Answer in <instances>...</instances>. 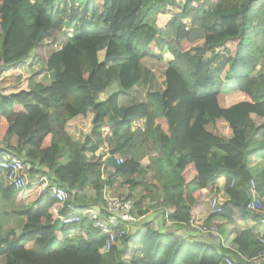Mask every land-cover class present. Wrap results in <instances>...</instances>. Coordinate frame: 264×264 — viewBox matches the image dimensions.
<instances>
[{"label":"trees","instance_id":"trees-1","mask_svg":"<svg viewBox=\"0 0 264 264\" xmlns=\"http://www.w3.org/2000/svg\"><path fill=\"white\" fill-rule=\"evenodd\" d=\"M166 1L0 0V159L19 158L33 177L23 190L0 189L6 264H227L262 249L254 227L238 224L260 218L246 209L251 180L264 200V74H255L264 55V0H170L178 13L161 30L156 20ZM62 2L66 42L40 65L36 49ZM164 52L163 89L144 100L127 95L120 106L142 85V61ZM112 84L117 90L102 99ZM251 115L263 120L258 141L241 129ZM218 178L225 199L220 213L209 212L219 224L208 225L202 212L209 193L219 195ZM53 187L70 195L63 207ZM104 187L132 199L140 216L160 191L161 221L145 218L106 250L87 212L102 205ZM70 216L79 222L64 225ZM202 227L217 228L219 238ZM130 244L139 261L129 258Z\"/></svg>","mask_w":264,"mask_h":264},{"label":"built area","instance_id":"built-area-1","mask_svg":"<svg viewBox=\"0 0 264 264\" xmlns=\"http://www.w3.org/2000/svg\"><path fill=\"white\" fill-rule=\"evenodd\" d=\"M118 163H122V159H118ZM24 168V164L19 158L6 154L0 159V171L3 173L7 183L17 190H23V188L31 182L24 172ZM49 192L52 194L54 200L62 207L70 200V195L64 189L53 187L49 189ZM248 193L250 197L246 203V209L250 212L261 214L258 225L262 226H260L262 232L259 233V243L262 249L257 256L246 259L244 263L228 260L227 264H262L264 262V202L256 191L254 180L250 181ZM102 201V205L90 207L87 212L91 217L92 226L106 237L105 248L109 250L114 242L131 233L132 226L138 224L142 216L137 215L132 199L122 195L110 194L106 187H104L102 192ZM220 205V196L216 195L209 200V211L212 214L220 213ZM61 221L64 225H70L78 223L79 217H63ZM121 224L123 225L122 227H120ZM199 231L208 233L212 237L219 238L218 230L215 227H202Z\"/></svg>","mask_w":264,"mask_h":264},{"label":"rangeland","instance_id":"rangeland-1","mask_svg":"<svg viewBox=\"0 0 264 264\" xmlns=\"http://www.w3.org/2000/svg\"><path fill=\"white\" fill-rule=\"evenodd\" d=\"M182 1L183 0H177L176 2L178 3V2H182ZM81 5L82 4H80L78 9H76L77 14H80L82 11ZM171 5L172 4H171L170 0L160 4V12L157 16L156 25L161 30L164 29V27L169 22L171 17L178 13L177 9H174ZM67 9H68L67 2H62L61 6L56 7V9L54 11L55 26L53 28H51L50 30H48L44 34V37L40 43V46L36 49V52H37L39 59L41 61L40 65H43V63L46 62V59L48 58L50 53L60 50L61 47L66 42V34H63V33L65 31H66V33H68V29L66 28L67 24L65 23V20L68 19V16H66V12H63V11L67 10ZM78 24H79V22H78ZM155 54L157 56H160V53H158V51L154 50V55ZM161 56H162V58H160V59H158V58L156 59V57L151 56L152 58H147V59H144L142 61L143 65H145L146 67H149L150 69H146L145 67L140 65V69L142 71V78H143L142 85L139 88L134 86L135 88L133 87V89L130 92H132V94H139L141 96L142 100H144L145 92H148V91L149 92H157V91H161L163 88V72L165 70V67H166L169 59H170V55L168 53L164 52ZM220 57L223 60L227 59L223 55H221ZM100 58H101V56H100ZM255 74H256V76L264 74V55H263L261 62L255 67ZM41 77H42V75L36 77V79L38 81H40ZM108 90H109V92L114 91V90L116 91L117 87H116V85L112 84L110 89L108 88L103 95H106L107 93H109ZM262 122H263V120L261 118H258V117L253 115V118L247 120V122H245L241 125V129L244 131V133L248 137H253L255 139V141H258L260 136H261V134L258 131V127L262 124ZM218 127H219L220 132L223 135H225L226 137H228L230 135V131L228 130L229 128L225 122L219 121ZM249 160H250V165L255 164V162L252 159H249ZM26 174H27L29 179L33 178V177L31 178V176L28 173H26ZM158 192H160V191H158ZM197 193H198V191H195L196 195H197ZM160 194H161V192H160ZM161 196H162V194H161ZM215 196H216L215 193H213V192L209 193V195L207 197V202H206L207 210H210L209 206H208L209 200ZM224 197L225 196L220 195V201L221 202H222V200H224L223 199ZM161 203H162V200H161ZM143 205L145 206L146 204L144 203ZM148 207L152 208V206H148ZM146 213H148V210ZM148 217L149 216H146L147 220H149ZM215 220L217 222L220 221L218 219V217H216ZM0 264H6L5 261L3 260V258L0 259Z\"/></svg>","mask_w":264,"mask_h":264},{"label":"crops","instance_id":"crops-1","mask_svg":"<svg viewBox=\"0 0 264 264\" xmlns=\"http://www.w3.org/2000/svg\"><path fill=\"white\" fill-rule=\"evenodd\" d=\"M79 6V5H78ZM53 22H54V26H55V21H54V19H53ZM74 22H76V24H78V22H79V14H77L76 13V15H75V17H74ZM53 26V27H54ZM52 27V28H53ZM76 34H81V31H80V28L78 27V25H77V27H76ZM40 46V44L38 45V47ZM51 54V53H50ZM116 63V61H108V62H106L105 63V65L106 66H111V65H114ZM143 67H145L146 69H150L149 67H146L145 65H142ZM148 75V74H147ZM115 85V84H114ZM111 87V86H110ZM110 87H109V89H110ZM135 88V87H134ZM133 89V88H132ZM131 89V90H132ZM163 89V88H162ZM130 90V91H131ZM129 91V92H130ZM108 92H109V90H108ZM115 92V90L114 91H111V92H109V93H107L104 97H102L103 99L105 98V97H107L108 95H110V94H112V93H114ZM127 93L126 95H124V96H122L121 98H120V100H119V104H120V106H126L127 105V102H126V100H125V97L127 96V95H132V92H130V93ZM251 118H253V115L252 116H250L249 117V119H251ZM248 119V120H249ZM247 122V121H246ZM245 123V122H244ZM52 127H53V132L55 133V134H58L59 132H60V130H59V126H58V124H56V123H52ZM57 127V128H56ZM225 130V129H224ZM229 130V129H228ZM59 131V132H58ZM142 164L143 165H146L147 164V160H144L143 162H142ZM32 178V177H31ZM33 181V180H32ZM46 183H47V181H45ZM9 184L7 183V181L5 180V178H4V175H3V173L0 171V189H5L7 186H8ZM215 185L217 186V188L219 189V191H218V194H220V195H222V196H224L223 195V185H224V179L223 178H218L217 180H216V182H215ZM213 193H214V191H212ZM211 192V193H212ZM223 199H225V197L223 198ZM161 200H162V196H161V194H160V192H155V193H153L151 196H150V198H148L146 201H145V207L144 208H147V210H148V213H145V215H143V217H142V220H144L145 218H146V216H149L148 218H149V220H147V221H153L156 225L161 221L160 220V217H161V214H160V212L162 211V203H161ZM223 201V200H222ZM206 202H207V200H206ZM148 206H152V208H150V207H148ZM35 210V207L34 208H32V212ZM210 211L209 210H207V208H203V212H202V218H201V221L203 222H205L206 224H208V225H218L219 224V221L217 222L215 219H211V217L212 216H209V213ZM167 213V212H166ZM141 220V221H142ZM146 220V219H145ZM153 224V223H152ZM154 225V224H153ZM164 225H165V227H169V225H171L170 224V222L167 220V219H165V223H164ZM240 227H243V228H250V227H254V230L256 231V232H261V227L257 224V222H254L253 220H248L247 221V223H244V222H240L239 224H238ZM195 229H197V228H195ZM230 228H228L227 226L225 227V236H223V245L224 246H228V242H226V235H228V230H229ZM17 232V235H19L20 234V232H19V230H16ZM190 231H192L190 234H189V236H192L193 237V239H195V240H199V239H201V240H204V241H206V242H208V236L207 235H203V234H201L200 232H198L197 230L195 231V230H190ZM233 239V237H231V240ZM210 240V239H209ZM230 240V241H231ZM127 250H128V252H129V258L130 259H133L134 261H139L140 260V257H141V254H139L140 253V250L138 249V247H137V244H130L129 245V247H127ZM3 258V257H2ZM2 258H0V259H2ZM3 260L5 261V259L3 258Z\"/></svg>","mask_w":264,"mask_h":264},{"label":"clouds","instance_id":"clouds-1","mask_svg":"<svg viewBox=\"0 0 264 264\" xmlns=\"http://www.w3.org/2000/svg\"><path fill=\"white\" fill-rule=\"evenodd\" d=\"M26 173V172H25ZM30 181H31V179H29ZM45 186H46V182H45ZM219 196H220V194H219ZM263 202H264V200H263ZM222 203V202H221ZM258 215H259V217L261 216V214H259V213H257ZM143 217V216H142ZM142 220V219H141ZM260 222V218H259V220L257 221V224ZM198 229V228H197ZM199 231V230H198ZM261 232H262V230H261ZM260 232V233H261ZM257 233V235L259 236V232H256ZM221 242H222V245H223V238L221 239ZM261 245V244H260ZM262 264H264V262L262 263Z\"/></svg>","mask_w":264,"mask_h":264}]
</instances>
